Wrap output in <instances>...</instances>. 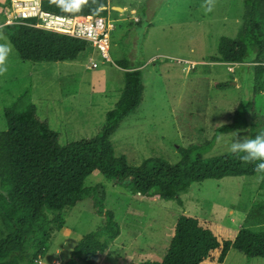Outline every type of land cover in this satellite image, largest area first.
<instances>
[{"label": "rangeland", "instance_id": "obj_1", "mask_svg": "<svg viewBox=\"0 0 264 264\" xmlns=\"http://www.w3.org/2000/svg\"><path fill=\"white\" fill-rule=\"evenodd\" d=\"M7 4V0H0ZM106 19L114 26L110 60L90 47L74 62H24L13 46L9 70L0 76V132L7 131L4 110L32 88L39 116L50 121L60 143L90 140L106 123L108 112L125 88V71L115 62L129 59L143 70L145 93L138 111L127 118L112 139L118 155L131 166L161 158L175 165L180 148L202 146L206 158L230 153V143L254 134L249 127L215 139L216 124H231L242 100L254 96L255 63H215L222 37L236 38L244 15V0H108ZM211 3V11H207ZM114 7L121 8L114 9ZM146 11V14L144 11ZM5 14V10L4 13ZM0 23V42H10ZM11 43V42H10ZM93 62L98 68L93 69ZM229 83V87L219 84ZM256 109L264 119V94ZM264 129V128H263ZM236 134L233 136V134ZM261 176L226 178L194 184L176 200L150 201L134 195L127 184L103 175L88 187L103 185L106 207L116 214L122 233L100 264H140L143 257L164 259L173 229L184 214L202 217L233 229L264 230ZM1 192V190H0ZM47 254L37 264H69L88 234L103 230L105 219L94 201L48 212ZM7 232L0 218V238ZM77 264H85L78 262ZM225 264H264L232 249Z\"/></svg>", "mask_w": 264, "mask_h": 264}, {"label": "trees", "instance_id": "obj_2", "mask_svg": "<svg viewBox=\"0 0 264 264\" xmlns=\"http://www.w3.org/2000/svg\"><path fill=\"white\" fill-rule=\"evenodd\" d=\"M10 5L0 2V23ZM46 12L68 16L107 18L108 0H83L79 12H63L57 0H42ZM146 14V11L143 10ZM147 15V14H146ZM3 33L24 62H74L89 48L86 41L37 29L26 24L7 25ZM255 63L254 96L242 100L231 124L219 122L215 139L249 127L254 118V135L264 131V119L256 109V98L264 94V0H244V15L236 38L222 37L215 63ZM125 71V88L115 108L108 112L100 133L90 140L68 145L42 119L33 99L32 88L4 110L7 131L0 132V218L7 235L0 238V264H37L47 254L50 233L48 212L73 209L86 199L106 221L103 230L86 235L77 245L69 264H100L102 256L121 236L116 214L106 207L108 198L103 185L88 187L92 176L103 175L117 184H127L134 195L150 201L176 200L194 184L226 178L261 176L254 163H246L236 154L206 158L202 146L180 148L178 164L161 158L130 165L125 155H118L112 139L122 123L136 113L145 93L144 73L129 59L115 62ZM229 87V83L219 84ZM258 163V162H257ZM232 249L249 259H264V230L247 227L233 229L218 222L189 214L177 221L164 259L143 257L140 264H225Z\"/></svg>", "mask_w": 264, "mask_h": 264}, {"label": "built area", "instance_id": "obj_3", "mask_svg": "<svg viewBox=\"0 0 264 264\" xmlns=\"http://www.w3.org/2000/svg\"><path fill=\"white\" fill-rule=\"evenodd\" d=\"M4 15L8 25L26 24L84 40L92 50L100 53L103 59L110 60L114 26L104 17H68L49 13L43 9L42 0H10ZM92 65L93 69L98 68L96 62Z\"/></svg>", "mask_w": 264, "mask_h": 264}, {"label": "clouds", "instance_id": "obj_4", "mask_svg": "<svg viewBox=\"0 0 264 264\" xmlns=\"http://www.w3.org/2000/svg\"><path fill=\"white\" fill-rule=\"evenodd\" d=\"M82 4L83 0H57V6L63 12L69 13L79 12ZM207 11H211V3ZM13 50L10 42H0V76L8 72V61ZM235 135L234 133L233 136ZM229 151L246 163H254L257 172H264V131L241 140L233 141L232 139Z\"/></svg>", "mask_w": 264, "mask_h": 264}, {"label": "crops", "instance_id": "obj_5", "mask_svg": "<svg viewBox=\"0 0 264 264\" xmlns=\"http://www.w3.org/2000/svg\"><path fill=\"white\" fill-rule=\"evenodd\" d=\"M117 7H114V9H116ZM38 111H39V109H38ZM45 120H47V119H45ZM49 121V120H48ZM50 122V121H49Z\"/></svg>", "mask_w": 264, "mask_h": 264}, {"label": "water", "instance_id": "obj_6", "mask_svg": "<svg viewBox=\"0 0 264 264\" xmlns=\"http://www.w3.org/2000/svg\"><path fill=\"white\" fill-rule=\"evenodd\" d=\"M116 9H119L120 11L122 10L121 8H116Z\"/></svg>", "mask_w": 264, "mask_h": 264}]
</instances>
